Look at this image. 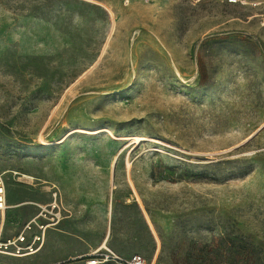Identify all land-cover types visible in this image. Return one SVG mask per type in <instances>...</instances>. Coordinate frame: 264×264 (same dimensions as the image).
Segmentation results:
<instances>
[{
  "label": "rangeland",
  "instance_id": "rangeland-1",
  "mask_svg": "<svg viewBox=\"0 0 264 264\" xmlns=\"http://www.w3.org/2000/svg\"><path fill=\"white\" fill-rule=\"evenodd\" d=\"M259 20L219 0H0L4 237L55 191L119 257L264 264ZM42 250L0 264H85Z\"/></svg>",
  "mask_w": 264,
  "mask_h": 264
},
{
  "label": "built area",
  "instance_id": "built-area-1",
  "mask_svg": "<svg viewBox=\"0 0 264 264\" xmlns=\"http://www.w3.org/2000/svg\"><path fill=\"white\" fill-rule=\"evenodd\" d=\"M133 0H123L124 4ZM229 5L245 6L256 11V16L260 18L259 25L264 29V0H219ZM36 206L37 213L28 220L22 230L15 236L4 237L5 214L7 210L6 186L3 173L0 172V254L11 257L31 256L41 250L44 243V236L49 228L55 227L63 218L64 209L61 200L57 197V192L51 193V200L45 204L30 202ZM95 251L87 256L85 264H101L108 261L119 262L120 264H147L145 259L133 254L129 258H120L114 253L107 251Z\"/></svg>",
  "mask_w": 264,
  "mask_h": 264
},
{
  "label": "crops",
  "instance_id": "crops-1",
  "mask_svg": "<svg viewBox=\"0 0 264 264\" xmlns=\"http://www.w3.org/2000/svg\"><path fill=\"white\" fill-rule=\"evenodd\" d=\"M62 208L64 209L65 215L60 220L59 224L55 227L49 228V230L45 233L44 243L41 248V250L43 249V260L52 261L77 258L85 261L87 256L92 255L97 250H103V247H106V250L114 254L119 252L127 253L134 251L132 248L122 249L121 245L117 243V240H110L109 227L108 229L99 230L96 238L91 237V233H94V230L90 229L84 221V217H74V215H76V211L66 207L65 210L63 204ZM81 213H84V211ZM96 217H100V214H97ZM50 229L52 231H50ZM102 231L104 232L102 233ZM130 256L124 258H129Z\"/></svg>",
  "mask_w": 264,
  "mask_h": 264
},
{
  "label": "bare ground",
  "instance_id": "bare-ground-1",
  "mask_svg": "<svg viewBox=\"0 0 264 264\" xmlns=\"http://www.w3.org/2000/svg\"><path fill=\"white\" fill-rule=\"evenodd\" d=\"M23 176V178H26V179H32L31 177H29L28 175H22ZM25 204H27V203H25ZM19 205H8L7 206V210H10V209H14V208H16V207H18ZM104 249L106 248V247H103ZM36 254V253H35Z\"/></svg>",
  "mask_w": 264,
  "mask_h": 264
}]
</instances>
